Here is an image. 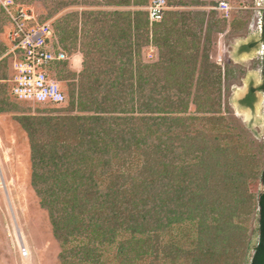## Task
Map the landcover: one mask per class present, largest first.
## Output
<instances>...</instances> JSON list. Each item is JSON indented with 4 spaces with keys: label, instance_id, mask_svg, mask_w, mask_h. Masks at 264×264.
Returning <instances> with one entry per match:
<instances>
[{
    "label": "trees",
    "instance_id": "trees-1",
    "mask_svg": "<svg viewBox=\"0 0 264 264\" xmlns=\"http://www.w3.org/2000/svg\"><path fill=\"white\" fill-rule=\"evenodd\" d=\"M14 1L34 5L38 23L53 21L55 48L82 55L79 71L69 59L51 65L63 103L19 100L5 39L10 17L0 5V114H20L7 119L32 142L28 115L59 112L64 154L90 179L88 189L78 183L58 198L65 224L42 204L62 263L264 264V191L253 190L264 184V146L223 102L237 74L226 66L223 75L211 59L214 37L227 27L217 10L206 9L218 0H167L163 19L152 25L150 0ZM248 24L240 12L230 27ZM259 43L264 22L260 39L240 50ZM262 74L242 104L252 107L255 92H264V64ZM35 155L42 156L39 142Z\"/></svg>",
    "mask_w": 264,
    "mask_h": 264
},
{
    "label": "rangeland",
    "instance_id": "rangeland-1",
    "mask_svg": "<svg viewBox=\"0 0 264 264\" xmlns=\"http://www.w3.org/2000/svg\"><path fill=\"white\" fill-rule=\"evenodd\" d=\"M229 1L235 7L231 20L234 14L245 12L249 18V24L242 31H233L230 27L231 20L227 21L226 30L214 37L211 59L222 67L223 75L226 66L236 69L237 77L231 78L223 88V102L228 105L232 116L252 135L256 141L255 144L264 146V134L258 137L238 117L229 100L232 86L244 85L242 78L246 77L247 68L229 57L228 45L231 39L245 35L249 31L254 11L258 10L256 7L258 0ZM31 6L36 12V7ZM206 9H211V6H207ZM151 50L150 46L147 51L148 58L154 56L155 51ZM19 115L6 114L13 121ZM28 116L32 120V142L24 129L17 128L19 125L11 124L9 118H0V134L3 138L5 154H7V160L1 155L7 190L0 191V264H63L60 257L61 243L53 233L50 214L42 204H48L52 208L53 219H60V222L65 224V218L69 217L58 198L78 183L85 190L88 189L90 179L85 169L78 174L64 154L59 134L66 139L68 137L60 123L61 114L57 111L40 113L35 111ZM11 133L14 136H11ZM37 142L42 147V156L35 160ZM253 190H261V181L255 184ZM257 226V213H255L251 227L253 244L257 241ZM22 244L30 250L27 256L20 253ZM75 244L76 242L73 243L74 246ZM74 252H71L70 259L74 258L72 261L75 263L78 259L75 258L76 252ZM252 255L253 251H250L248 262Z\"/></svg>",
    "mask_w": 264,
    "mask_h": 264
},
{
    "label": "built area",
    "instance_id": "built-area-1",
    "mask_svg": "<svg viewBox=\"0 0 264 264\" xmlns=\"http://www.w3.org/2000/svg\"><path fill=\"white\" fill-rule=\"evenodd\" d=\"M0 5L10 17L5 39L9 46L8 52L14 54L12 93L19 100L24 101L63 103L66 94L51 65L56 61L71 58L66 51L57 49L53 45L55 36L53 21L38 23L35 9L31 5H17L14 0H0ZM256 5L258 10H264V0H258ZM168 8L167 0H150L145 7L150 25L161 21ZM234 8L229 0H218L216 5L211 6V9L217 10L228 22L231 20ZM151 48L153 52V46ZM5 153L0 135V191L7 190L1 160V155L7 160ZM20 253L27 256L30 250L22 244Z\"/></svg>",
    "mask_w": 264,
    "mask_h": 264
},
{
    "label": "water",
    "instance_id": "water-1",
    "mask_svg": "<svg viewBox=\"0 0 264 264\" xmlns=\"http://www.w3.org/2000/svg\"><path fill=\"white\" fill-rule=\"evenodd\" d=\"M264 10H255L249 31L242 36L230 40L228 45L229 57L236 63L246 66V77L242 78L244 85L232 86L230 104L238 117L258 136L264 134V92L257 90L256 99L252 107L241 103L248 94L251 86L259 87L263 82L262 67L264 64V43H259L251 50L241 51V46L250 41H258L263 31ZM264 184L261 182V190Z\"/></svg>",
    "mask_w": 264,
    "mask_h": 264
},
{
    "label": "crops",
    "instance_id": "crops-1",
    "mask_svg": "<svg viewBox=\"0 0 264 264\" xmlns=\"http://www.w3.org/2000/svg\"><path fill=\"white\" fill-rule=\"evenodd\" d=\"M70 58H71L70 59L71 67L73 69H75L76 71H79L81 69V67H82V55H81V53L77 52V53L73 54L72 56H70ZM0 118L4 119V118H7V116L3 115V114H0ZM10 123L12 124L13 122H10ZM11 136H14V135L11 133ZM1 137H2V135H1ZM14 138L17 139V137H14ZM2 140H3V138H2ZM12 141H13V139H12Z\"/></svg>",
    "mask_w": 264,
    "mask_h": 264
}]
</instances>
